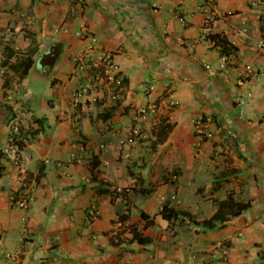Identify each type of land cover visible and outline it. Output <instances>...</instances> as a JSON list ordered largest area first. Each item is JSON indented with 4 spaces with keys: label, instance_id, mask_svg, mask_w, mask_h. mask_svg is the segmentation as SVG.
Listing matches in <instances>:
<instances>
[{
    "label": "crops",
    "instance_id": "0c3cea01",
    "mask_svg": "<svg viewBox=\"0 0 264 264\" xmlns=\"http://www.w3.org/2000/svg\"><path fill=\"white\" fill-rule=\"evenodd\" d=\"M263 12L264 0H0L12 51L0 48V146L14 118L24 138L18 163L0 151V264H264V77L239 78L264 70ZM211 34L236 47L225 70ZM30 47L19 80L9 64ZM104 51L125 87L94 102L97 88L78 90L81 63ZM165 93L170 128L129 138L133 110ZM200 116L212 120L196 154ZM22 177L36 183L24 208L11 200ZM229 196L250 206L198 223ZM164 205L189 215L165 217Z\"/></svg>",
    "mask_w": 264,
    "mask_h": 264
},
{
    "label": "built area",
    "instance_id": "2783aa9c",
    "mask_svg": "<svg viewBox=\"0 0 264 264\" xmlns=\"http://www.w3.org/2000/svg\"><path fill=\"white\" fill-rule=\"evenodd\" d=\"M79 35H81V32L79 33ZM207 41L214 45L219 47L215 41L213 39L210 38V36L207 37ZM1 48V45H0ZM100 67V75L105 77L106 82L108 83H113L115 88H117L119 91V93L121 94L122 91L124 90L125 87V82H124V76L122 75L121 71L119 70V66L118 64L113 60L112 58V54L108 53L106 51L104 52H100L99 55L95 56L92 60V62H82L81 63V68L83 70H85L87 67H90L91 65H95ZM206 67L208 69H210L209 64H206ZM227 67V56L224 55L221 62L219 63V68L225 70ZM245 69V73L244 75H254V76H262L264 75V72L262 71H253L254 69L252 67H250L249 65H245L244 67ZM0 71L4 72V67L2 66V54L0 51ZM245 81L247 80V78H243ZM79 92L81 95H86L89 93V89H90V85L89 83H84V84H80L79 87ZM251 92L248 91L246 93V96H250ZM92 100H95L94 97H92ZM75 102H79L78 99L74 100ZM244 103L243 97H240L237 100V104L238 105H242ZM148 108L151 113L152 112H156L155 114L159 113L160 111V106L157 107L156 103H151L149 105V107H145ZM145 108H139L138 110L140 111H144ZM243 111L241 110V108H239V117L242 116ZM160 115V114H159ZM263 117H264V113H263ZM211 117H206L204 118L203 116L198 117L195 120V125L198 128V131L200 132L199 136H198V141L197 143H200V140L202 139V134L203 133V129H205V127L211 122ZM168 121V116H165V120H163L162 116H156L154 119H152L150 121V125L151 128L153 129V131L157 130L160 126V124L162 122H167ZM24 143V138H23V133H22V126H21V122L16 118L12 119L10 124H9V132L8 135L6 137L5 143L0 146V151L1 153L5 154L7 156V158H9L12 162L14 163H18L19 159H20V153H21V149H22V145ZM20 183L22 186V190H20L19 192H17L16 194H13L11 196V200L12 202L20 208H24L26 207L29 202L33 199V192L34 189L36 188V183L35 182H30L28 183V181H23V179H20ZM98 216V212L96 207L91 206L88 210V214L86 216V219L89 221V223L92 222V220H94L95 218H97ZM1 243V241H0Z\"/></svg>",
    "mask_w": 264,
    "mask_h": 264
},
{
    "label": "trees",
    "instance_id": "16d2710c",
    "mask_svg": "<svg viewBox=\"0 0 264 264\" xmlns=\"http://www.w3.org/2000/svg\"><path fill=\"white\" fill-rule=\"evenodd\" d=\"M259 32L261 39L264 41V12L260 16ZM210 38L213 39L215 43L219 46L221 55L228 56L231 52L236 50V47L233 46L224 36L220 34H211ZM60 49H61L60 43L56 42L53 44L52 48L46 53V55L51 57V64L59 54ZM34 52H35V48L30 47L26 52V56L9 64V67L11 68L12 71H14L17 74L19 80L25 77V75L28 73V70L32 66L33 64L32 55ZM11 53L12 51L8 53V56ZM5 62L6 61H3L2 64L4 65ZM124 82H125V78H124ZM169 124L170 123L168 121L165 122V124L163 122L160 124V128L161 127L163 128L161 133L166 132L170 128ZM22 179L23 181H28L27 177H22ZM249 206L250 204L248 202H239L234 200L231 196H229L225 200L219 202V207L212 216L198 223L207 228H213L216 225V222L223 221L224 219H226V217L222 215L223 212L229 210L233 215H235L238 214L240 211L248 208ZM161 213L163 216L168 218L171 217L172 215H179V214L189 215V213H186L181 210H175L174 208L168 207L167 205H164L162 207ZM132 234H133L132 237L136 241L140 243H144L146 238L140 236V234L136 230H132Z\"/></svg>",
    "mask_w": 264,
    "mask_h": 264
},
{
    "label": "rangeland",
    "instance_id": "374dc122",
    "mask_svg": "<svg viewBox=\"0 0 264 264\" xmlns=\"http://www.w3.org/2000/svg\"><path fill=\"white\" fill-rule=\"evenodd\" d=\"M0 40H2V39H0ZM4 46H5V44H3V42H2V44H1V50H2L3 53L5 52L6 54H8L9 53V50H8L9 48H5ZM15 51L17 52L15 54V56H17V57L22 56V54H24V52L21 49H17ZM4 70L9 71L8 68H5ZM100 70L101 69H100L99 65L98 66L91 65L90 67H87L84 70V72L86 74L85 83H89V85H90L89 92L91 91L92 88H97L98 91L101 93V95H93V97L95 98V100H93V101L94 102H97L100 98L103 99L104 96H105L104 95V90H107V89H108L107 90V93H108L109 100L110 101L117 100L118 98L121 97L120 96V93L118 92L119 90L117 88H115V86H114L113 83L106 82L105 77H103V76L100 75L101 74V73H99ZM253 71L255 72V71H260V70L259 69H257V70L254 69ZM5 72L6 71L1 72V73H5ZM262 72H264V70H262ZM250 76L251 75H248V76L247 75H240L239 78H241L242 80H244L243 78H248ZM262 77H264V75H262ZM166 97H167V95L165 93L162 98L153 100L152 103H156L157 104V107H159L160 104H161V102ZM165 100H167V99H165ZM167 103L169 104V102H167ZM160 112L161 111H159V113H157V114H155L156 112H152L151 113V111L148 108H145L144 111H140L138 109H134L133 112H132V114H133L132 115V121H133L134 124H137L138 123V127L136 128V131L130 130V133L128 134L129 138L130 137L131 138L132 137L133 138H138L139 137L140 139H144L145 136H143V135H146L148 133H151V131L153 132V129L151 128V125H150L151 124L150 121L152 119H154L156 116H160V115L163 116V114H167L165 112H162V113H160ZM165 116H167V115H165ZM262 119L264 120L263 114H262ZM139 122H141V124L142 125L144 124L145 126L144 127H141V125H140ZM207 128H208V125L205 127V129H203V133H201L203 136H202V139L200 140V143H197V142L195 143L196 154L199 152V150L201 149V146H202L203 142L205 141L206 137L208 136V129ZM193 134H194L196 140L198 141L199 140L198 139V136H199L200 132L198 131V128L196 127L195 123H194V132H193Z\"/></svg>",
    "mask_w": 264,
    "mask_h": 264
}]
</instances>
